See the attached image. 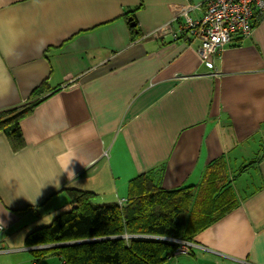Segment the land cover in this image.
Returning a JSON list of instances; mask_svg holds the SVG:
<instances>
[{
	"label": "crops",
	"instance_id": "crops-1",
	"mask_svg": "<svg viewBox=\"0 0 264 264\" xmlns=\"http://www.w3.org/2000/svg\"><path fill=\"white\" fill-rule=\"evenodd\" d=\"M203 11V0H0V111L46 88L20 121L22 148L0 133V264H59L35 262L42 247L24 239L70 207L64 189L118 203L158 166L164 189L194 185L249 142L263 155L247 170L258 184L234 186L239 205L166 264H264V17L209 69L184 29Z\"/></svg>",
	"mask_w": 264,
	"mask_h": 264
},
{
	"label": "trees",
	"instance_id": "trees-1",
	"mask_svg": "<svg viewBox=\"0 0 264 264\" xmlns=\"http://www.w3.org/2000/svg\"><path fill=\"white\" fill-rule=\"evenodd\" d=\"M45 90L42 85L24 105L0 111V133L13 150L24 145L20 121L42 102L38 97ZM262 159L242 166L239 174ZM163 173L164 167L158 166L132 178L124 201L118 203L97 204L92 192L64 189L70 209L29 232L24 245L47 246L31 251L35 262L56 257L62 264H166L178 246L173 241L193 243L197 234L239 205L236 177L224 155L210 162L194 185L164 189Z\"/></svg>",
	"mask_w": 264,
	"mask_h": 264
},
{
	"label": "built area",
	"instance_id": "built-area-1",
	"mask_svg": "<svg viewBox=\"0 0 264 264\" xmlns=\"http://www.w3.org/2000/svg\"><path fill=\"white\" fill-rule=\"evenodd\" d=\"M203 6L202 17L196 22L188 20L184 29L198 40L196 53L200 64L213 69L214 58L232 43L234 36L251 35L256 20L264 17V0H203ZM173 242L178 245L174 256L189 254L191 243Z\"/></svg>",
	"mask_w": 264,
	"mask_h": 264
},
{
	"label": "rangeland",
	"instance_id": "rangeland-1",
	"mask_svg": "<svg viewBox=\"0 0 264 264\" xmlns=\"http://www.w3.org/2000/svg\"><path fill=\"white\" fill-rule=\"evenodd\" d=\"M239 153H240V156H239L240 159L235 158V160H234V157H236V155ZM261 154H262V151L258 147L257 142H249V144L240 146L235 152L233 151L229 155V157H231V159H230L231 164H229L230 165V173L233 174L232 175L233 177H236L235 178L236 182L234 183V186H236V188L238 190H241L242 186H244L245 184H249V186H250V179H252L254 186L258 184V182H256L257 177L255 176V171L253 170V168L250 171H247V173L244 172L241 176H238V174H239V170L242 166H245V165L249 164L250 162H252L253 160L259 158L261 156ZM93 202L99 203V202H102V199L100 197L95 198ZM69 209H70V207H63L61 209V211H58L56 214L51 213V214L41 216L39 220L37 219L38 221L35 220L33 222V225H30V226H34V227L36 226V228L46 227L51 223V221L53 220L54 217H56L57 215H59L62 212L68 211ZM49 211H52V210L50 209L47 212H49ZM23 228H24V232H26L25 227H23ZM30 230H32V229H30ZM14 241H16V240H14ZM25 255H27L30 258V256L28 254H25ZM52 258H55L56 260H58V263L60 264V261L58 258H56V257H52ZM42 259H46V258H42ZM30 260H33V259L30 258ZM46 264H48V263H46ZM49 264H51V263H49Z\"/></svg>",
	"mask_w": 264,
	"mask_h": 264
},
{
	"label": "clouds",
	"instance_id": "clouds-1",
	"mask_svg": "<svg viewBox=\"0 0 264 264\" xmlns=\"http://www.w3.org/2000/svg\"><path fill=\"white\" fill-rule=\"evenodd\" d=\"M69 172H70V177L71 179H75L76 178V173H75V170L70 168L69 169ZM0 228H2V226H0Z\"/></svg>",
	"mask_w": 264,
	"mask_h": 264
},
{
	"label": "water",
	"instance_id": "water-1",
	"mask_svg": "<svg viewBox=\"0 0 264 264\" xmlns=\"http://www.w3.org/2000/svg\"><path fill=\"white\" fill-rule=\"evenodd\" d=\"M129 20H131V19H129ZM130 26L133 27V26H134V23H131ZM46 247H47V246H43L42 248H46Z\"/></svg>",
	"mask_w": 264,
	"mask_h": 264
}]
</instances>
